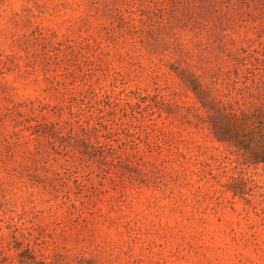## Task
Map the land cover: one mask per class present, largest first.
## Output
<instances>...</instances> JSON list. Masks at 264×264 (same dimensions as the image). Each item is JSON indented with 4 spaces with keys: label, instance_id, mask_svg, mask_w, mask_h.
<instances>
[{
    "label": "rangeland",
    "instance_id": "374dc122",
    "mask_svg": "<svg viewBox=\"0 0 264 264\" xmlns=\"http://www.w3.org/2000/svg\"><path fill=\"white\" fill-rule=\"evenodd\" d=\"M217 10L0 0V264H264V164L216 141L180 73L262 105L250 63L227 72L264 59V0Z\"/></svg>",
    "mask_w": 264,
    "mask_h": 264
},
{
    "label": "trees",
    "instance_id": "16d2710c",
    "mask_svg": "<svg viewBox=\"0 0 264 264\" xmlns=\"http://www.w3.org/2000/svg\"><path fill=\"white\" fill-rule=\"evenodd\" d=\"M198 3L199 15L213 12L217 13V4L219 0H195ZM229 6L232 0H222ZM215 49L222 52L225 45L222 41L215 40ZM242 53H247L243 49ZM264 56V55H263ZM230 59L234 61V69L228 71L227 74L233 73L235 75L234 84H237L239 76V65L251 64L248 68V75L245 77L246 81H251L252 85L263 86V81H257L255 76L260 70L259 65L262 62L264 66V59L259 57L253 58L250 55L242 57L239 53L229 54ZM253 58V62H248ZM264 69V67L262 68ZM221 69L212 75V85L218 83ZM184 81L192 88L196 97L199 100L206 116L204 121L208 123L212 134L217 142L226 146L232 153L238 155L243 164L257 165L264 164V98L262 105L255 106L250 110H245L238 102H226L215 98L211 95L212 88L204 85L200 78L194 73H189L180 70ZM226 78L222 80L225 81ZM245 81V83H246ZM22 263L24 264H42V261L27 253L22 256Z\"/></svg>",
    "mask_w": 264,
    "mask_h": 264
}]
</instances>
